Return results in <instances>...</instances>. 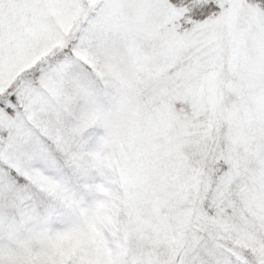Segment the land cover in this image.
Segmentation results:
<instances>
[{"label":"snow or ice","instance_id":"snow-or-ice-1","mask_svg":"<svg viewBox=\"0 0 264 264\" xmlns=\"http://www.w3.org/2000/svg\"><path fill=\"white\" fill-rule=\"evenodd\" d=\"M0 264H264V0H0Z\"/></svg>","mask_w":264,"mask_h":264}]
</instances>
